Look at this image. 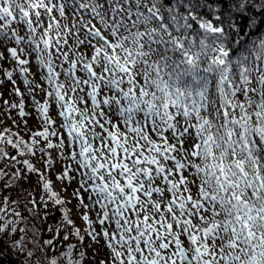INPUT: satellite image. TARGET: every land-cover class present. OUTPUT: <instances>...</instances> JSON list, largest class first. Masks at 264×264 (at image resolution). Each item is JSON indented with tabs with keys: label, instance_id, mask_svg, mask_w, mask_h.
<instances>
[{
	"label": "snow or ice",
	"instance_id": "1",
	"mask_svg": "<svg viewBox=\"0 0 264 264\" xmlns=\"http://www.w3.org/2000/svg\"><path fill=\"white\" fill-rule=\"evenodd\" d=\"M73 2L90 17L66 24L67 0H0V72L20 98L4 103L21 118L30 115L13 70L3 67L10 60L24 75L29 57L45 71L34 74L36 83L24 75L28 95L46 97L34 100L42 130L29 129L26 141L5 129L0 145L19 157L43 154L46 145L56 159L70 162L58 179L76 180L72 195L85 210L88 231L74 226L66 207L63 221L80 243L85 236L104 242L108 251L98 264H264V38L246 46L236 39L235 23L248 13L255 30L252 13L264 11V0H231L227 12L208 0H176L175 6L165 0ZM18 18L19 31L12 25ZM5 147L0 157L26 166L27 173L38 171ZM24 172L14 169L12 178L26 179ZM6 175L0 171V179ZM40 180L46 195L29 201L34 217L41 202L45 208L49 201L68 203L43 174ZM7 204L0 201V212ZM12 215L21 221L0 214V239L29 231L20 226L22 213ZM61 230L46 229L54 237ZM28 243L21 235L10 245L23 257L20 264H43L38 254L46 264L87 258L75 246L59 258L53 239H34L32 248Z\"/></svg>",
	"mask_w": 264,
	"mask_h": 264
},
{
	"label": "trees",
	"instance_id": "2",
	"mask_svg": "<svg viewBox=\"0 0 264 264\" xmlns=\"http://www.w3.org/2000/svg\"><path fill=\"white\" fill-rule=\"evenodd\" d=\"M176 0H165L166 4H169L171 6H175ZM67 3L69 4V8L75 9V13L77 14H84L86 17H90V13L88 11L82 10L76 6V3L73 2V0H67ZM208 3L216 6L221 7L224 11H228L231 7V0H208ZM234 13V8L232 9ZM180 11H184L183 8L180 9ZM197 11L205 16V17H211L214 19V16L212 15V12L205 7H200L197 9ZM253 16L257 18L258 25L253 30V28L250 26L249 22V14L244 13L243 15H240L235 20V23H237L239 28V34L236 36V39L239 41L244 42V44L247 46L248 44H251L252 41H258L259 38H264V11L259 10V8L255 9L253 11ZM20 20L18 18L17 21H13L12 25L16 26L17 23H19ZM4 23L3 21H0V24ZM66 24H70L68 21L65 20ZM72 23V22H71ZM25 27H27L25 25ZM71 42V41H70ZM234 47L240 48L239 44H235ZM241 51H244V49H241ZM240 52L236 53V56H239ZM236 57H233L235 59ZM186 80L188 78H185ZM212 88V85H210V90ZM0 94H2L1 88H0ZM5 129H10L12 132L17 133L18 138H23L24 140H29V134L27 132L17 126V124H12L10 121V118L8 114L6 113V105L3 101V94L0 95V133L4 132ZM42 141L43 138H40ZM44 148V151L46 148V145H42ZM0 147H5L4 145H0ZM5 151L11 155H16L18 159H28L30 163L34 165V167L38 170L36 173H29L34 176L36 179L35 181V187L30 188L24 185L23 179L14 180L12 178V173L14 169H25L26 166L22 164H16L10 159L6 157H0V171L6 172V176L4 179H0V201H3L7 199L9 201V204L3 205V207L7 208V212H0V214H3L6 219H13L17 221H21V217H15L12 215L13 211H19L22 213L23 220L20 223L21 227H27L29 231L26 234L23 233H16V234H7L4 235L2 239H0V252L3 253L2 256H0V264H20V261L23 259V257H18L15 250L10 249V245L13 241H15L18 236L24 235L25 239L29 242L28 247L32 248L33 243L32 241L39 240L41 243L44 240L47 239H53L54 243L57 244L59 247L55 249L56 252L60 253L59 258H63V252L67 251L69 246H75L77 249L83 250V243H80L78 241V238L75 235H72V232L74 231V228L72 226H67L66 222L63 221V211L62 209L66 207L69 209V217H71V209L69 208L68 204L65 205H54L51 201L47 204V207L45 208L43 205V202L40 203L38 211L39 215L33 216L32 209L33 205L29 203L31 199L40 200L41 195H46L44 193L43 189V180H40L38 183V179L40 178L41 174L47 179L52 182L53 190L56 191L60 198L66 199L63 197V194L59 192L55 187V180L51 175V168L52 164L49 165L47 161H45L44 165L41 164H35L34 159L35 156H32L31 154H27L25 157H19V151L11 149V146L5 147ZM5 180H7L8 187H5ZM45 212L48 213L47 217L45 219H41V217L45 216ZM73 220V219H72ZM74 221V220H73ZM74 226L76 227V223L74 222ZM62 228V230L59 232L58 236L54 237L52 233H49L46 231L47 228ZM32 229H36L39 231V235L37 237H33L32 235ZM69 235V240L64 241L63 236ZM74 258H79V251H76L74 253ZM38 260H42L43 264H46L47 257H41L39 254L37 256ZM86 260V259H85ZM85 260L83 261V264H85Z\"/></svg>",
	"mask_w": 264,
	"mask_h": 264
},
{
	"label": "rangeland",
	"instance_id": "3",
	"mask_svg": "<svg viewBox=\"0 0 264 264\" xmlns=\"http://www.w3.org/2000/svg\"><path fill=\"white\" fill-rule=\"evenodd\" d=\"M72 9L73 8H69L67 20L74 22L77 17L82 16L84 18H88L84 14L75 13V15H73L72 11H71ZM16 28L18 31L20 30L19 25ZM9 46H12V45H9ZM5 55H8V54L5 53ZM29 59L31 61V64L28 66L29 67V73H26L24 75H28L30 81H33L34 83L39 82L40 77L36 76L34 74L37 72H43L45 70L42 69L36 63L35 59H33L32 57H29ZM11 64H12V62L10 60L7 62H3V67H4V69H7V70H13V78L16 81V86H18L20 88L21 92L24 93L23 99H24V103H25V111H26V113H29L30 115H26L25 117L21 118L19 116V110L18 109H9L7 106H6V113L10 117V121L12 122V124L16 123L17 125H19V127L24 129L27 132V134H29V132H28L29 129L32 132L42 130V124L40 122L41 116L36 110L38 105L36 103H34V100L38 101L40 103H44L46 100V97H44L42 92L37 91L34 94V99L30 98L28 95V91H27L28 86L25 85L23 82L24 75H21L19 73L18 68L10 67ZM0 79L3 80V83H0L1 91L3 94V101L4 102L9 101L11 103H17L18 104L20 102V98L17 97L14 94V92L12 91L13 90V84L7 80L6 76H3L2 72H0ZM56 113H57L56 106H52L51 116H52V118L56 119L57 123H59V120L62 118L57 117ZM22 119L24 121H26V124L20 122ZM51 139H52L53 143L57 142L55 137H53ZM49 156H51L53 159L51 175L54 178V180L56 181L55 185L60 192H63V193L66 192V197L68 198V200L71 201L70 205L73 206V208H74V211H75L74 216L77 218V219L76 218L75 219L80 222V224H79L80 229H83L85 227L84 223H82V221H80V218H78V217H79V214L81 212H84L85 210L78 206V201H75L76 199L74 200V197L72 195V193L78 188V184H77L76 180H72L70 182L67 179H65V181H63V182H61L60 180H57V177L61 174V172L63 170V166L70 164V162L56 159V156H57L56 151L50 150V149L45 151L43 154L38 155V158H36V161L38 163L42 164V163H44V161H46L48 159ZM24 174L27 176L26 179H23L24 185H26L27 187H30V188L35 187L36 179L34 178V176L29 174V173H26V172H24ZM69 175H75V173H69ZM86 195L87 194H85V196ZM87 230H88V228H87ZM83 243H84L83 250L86 251V256H87V260H86L85 264H98V262L100 260H103L106 257L108 249H106L104 247L103 241H101L99 245H96L95 243L89 244L88 240L86 238V240H84Z\"/></svg>",
	"mask_w": 264,
	"mask_h": 264
}]
</instances>
